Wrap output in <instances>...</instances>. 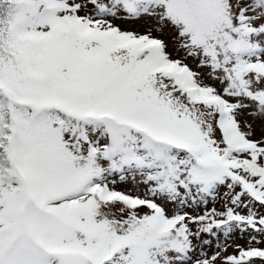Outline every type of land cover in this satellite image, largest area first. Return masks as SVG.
<instances>
[{
  "label": "snow or ice",
  "instance_id": "1",
  "mask_svg": "<svg viewBox=\"0 0 264 264\" xmlns=\"http://www.w3.org/2000/svg\"><path fill=\"white\" fill-rule=\"evenodd\" d=\"M0 264H264V0H0Z\"/></svg>",
  "mask_w": 264,
  "mask_h": 264
},
{
  "label": "rangeland",
  "instance_id": "2",
  "mask_svg": "<svg viewBox=\"0 0 264 264\" xmlns=\"http://www.w3.org/2000/svg\"><path fill=\"white\" fill-rule=\"evenodd\" d=\"M122 188H126V187H130V186H121ZM227 191V189H224L223 191H222V193H221V200L217 203V207L218 208H220V207H222L223 206V203H224V200H223V192H226ZM239 243H243L244 241H238ZM228 251H229V253H231L232 251H233V248L232 247H230L229 249H228Z\"/></svg>",
  "mask_w": 264,
  "mask_h": 264
}]
</instances>
